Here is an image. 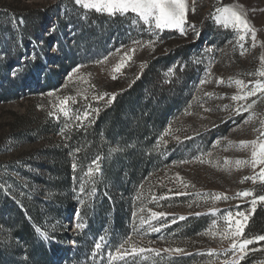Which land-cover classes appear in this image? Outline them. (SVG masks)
Masks as SVG:
<instances>
[{
  "label": "rangeland",
  "instance_id": "obj_1",
  "mask_svg": "<svg viewBox=\"0 0 264 264\" xmlns=\"http://www.w3.org/2000/svg\"><path fill=\"white\" fill-rule=\"evenodd\" d=\"M233 4L243 6L256 29L255 47L250 33L241 48L236 31L210 18L214 8ZM187 5L181 34L133 25L131 13L109 16L75 0H0V264H109L113 239L121 235L115 212L124 218L122 240L131 235L137 254L129 248L126 259L113 264H264V240L246 233L255 210L264 207L259 200L254 210L251 205L264 195L259 180L264 165L236 163L252 159L251 145L241 148L240 142L264 139V91L233 99L264 82L256 74L264 57V0H187ZM151 67L160 76L157 91L149 94L144 74ZM136 81L141 88L134 106L142 105L148 115L152 107L162 120L148 137L161 162L127 194L118 187L125 168L112 162L118 149L110 145L106 157L92 160L91 174L88 167L73 177L70 193L78 199L70 197L75 205L63 206L43 150L63 145L56 134L61 129L90 128L112 94ZM65 97L67 118L58 110ZM130 111L122 113L123 122ZM13 113L24 116L26 128L12 132ZM76 153L74 148L67 155L74 159ZM105 161L112 162L113 177L104 182V192L97 182ZM246 190L252 195H238ZM152 212L165 215L152 218L151 227L141 226L140 217L147 220ZM23 220H33L30 231ZM237 221L244 225L240 235L233 234ZM79 223L82 229L75 227ZM99 237L104 243L94 256ZM245 240L252 243L241 248ZM140 248L146 251L140 254Z\"/></svg>",
  "mask_w": 264,
  "mask_h": 264
},
{
  "label": "trees",
  "instance_id": "obj_2",
  "mask_svg": "<svg viewBox=\"0 0 264 264\" xmlns=\"http://www.w3.org/2000/svg\"><path fill=\"white\" fill-rule=\"evenodd\" d=\"M149 77L146 87L149 94L157 91L156 80L160 76V71L151 67L144 74ZM141 84L136 81L128 90L119 92L108 104L105 109L102 108L99 114L95 117L93 124L90 128L73 129L67 132L57 131L63 138L62 146H52L46 148L42 152V156L46 159L49 158L52 162L51 171L56 175V180L53 182L54 191L60 197V203L63 206L72 207L73 204L69 198L77 200L78 194L75 192L70 193V187H75L74 178H78L88 167H90L92 160L97 156L106 157L108 155V148L114 145L118 152L113 157L112 162L122 164L125 168V176L123 183L118 187L127 194H133L141 180L152 172L161 162V156L151 147V138L149 135L158 128V124L162 120H158L153 114L154 108L150 107L149 112H143L140 104L134 106V101L140 92ZM2 95V94H0ZM17 95V94H15ZM145 105H149L146 104ZM131 108L129 113V121L123 122L121 118L122 113L126 108ZM15 120L11 124L12 132L16 131L18 127H25V118L22 115L13 113ZM53 121V119H52ZM52 131L58 129L57 123L53 122ZM153 131H150L152 130ZM131 142L134 145H130ZM76 148L77 153L75 158L69 157L68 152ZM111 161L104 162L103 175L97 182L100 191H106L104 187L105 181L112 180ZM75 163L76 168L73 169L72 165ZM52 183V182H51ZM68 193L67 196H63ZM75 195V197H74ZM71 199V198H70ZM104 207L106 210L110 209V204L105 199ZM33 220H23L22 227L30 231ZM114 225L120 229L121 235L119 238L113 239V248L122 241V236L126 233L124 218L118 213H114ZM246 233L255 237L264 235V207L258 206L254 214L250 218V224L247 227Z\"/></svg>",
  "mask_w": 264,
  "mask_h": 264
},
{
  "label": "snow or ice",
  "instance_id": "obj_3",
  "mask_svg": "<svg viewBox=\"0 0 264 264\" xmlns=\"http://www.w3.org/2000/svg\"><path fill=\"white\" fill-rule=\"evenodd\" d=\"M75 3L77 5L82 6L85 9L94 10L96 12L104 13L109 16L119 15L121 17H126L128 16L129 13H131L133 16V20H132L133 25L137 23H141L147 25L149 27V30L155 29L162 31L164 29H177L180 31L181 34H186L184 25L187 23V11H188L187 0H75ZM242 8L243 6L235 5V4L223 5L221 7L214 8V11L210 13L209 16L218 26L224 27L226 29L231 28L234 31H236L238 34L237 43L241 48H243V45L240 44V42L245 39L248 33H250L251 39L253 41L252 46L255 47L256 29L247 19V14L246 12L242 11ZM190 26L192 28H195V25H190ZM149 43L151 44L152 41H149ZM261 61H262L261 68L257 71L256 74L259 76H264V57H261ZM118 70H119V66L117 67V71ZM235 83L239 85L241 88L246 87L243 81L236 80ZM258 91H264V82H261L259 80L255 82V87L250 91H248L244 96L237 95L234 96L233 99L234 100L246 99L247 96L255 95ZM114 95L115 94H112L111 99H114ZM207 95H211V94H207ZM102 98L103 97H100V99ZM69 99H70L69 97H65L64 99H62L60 101L61 106L58 109L61 113H63L64 117L66 118L69 117V112L68 110H66L64 105L68 103ZM111 99L108 101L109 103L111 102ZM237 111L239 112L240 109H237ZM87 115L88 113H85L84 117L86 118ZM72 118L80 119V117L78 116ZM63 131L64 130L61 129V132ZM169 131L170 129L165 130V133L161 135V140H163V136L167 135ZM261 136H264V132L261 133ZM249 144L251 145L252 148V159L250 161L238 160L236 162L237 165L239 166L245 163H250L254 168L257 165H264V139L258 138L257 140H253L250 142L242 141L240 142V147L244 148ZM113 151H115V149H113ZM72 167L73 169L76 168L75 163H73ZM96 170L97 171L99 170L98 165L96 166ZM88 173L89 174L92 173L91 167H89ZM245 179H253V181L255 182L256 177H245ZM259 180L261 181V183H264V168L260 169ZM80 191L81 193L84 192L83 187H81ZM238 195L247 197L252 195V193L251 191L246 190L242 193H238ZM257 200L264 202V195H261L258 198H254L251 200L252 210L255 209ZM141 211H143V209H141ZM164 215H165L164 213L152 212L151 217L147 220L144 219L143 217H140L141 226L144 224H149V227H151L150 220L152 218H159ZM230 215L231 213L229 214V216ZM237 215L243 217L244 221L247 220V216L244 213H238ZM181 219H183V217H181ZM225 219H228V217H225ZM243 226L244 225L241 224L240 221H237L233 234L240 235L242 233ZM75 227L82 229L84 227V224L79 223L76 224ZM136 230L137 229L133 227V231L135 232ZM151 230L158 231L159 229L151 228ZM37 232H39L40 235L43 236L45 239L48 238L46 232H41L40 229H37ZM256 239L264 240V236L256 237ZM103 243H104V237H99L98 241L94 245V253H93L94 256L96 253L100 252ZM249 243H252V241L251 240L243 241L241 248H243L244 245ZM126 246L128 247L126 248ZM233 247L235 248L236 245L234 244ZM129 248L131 249V253L133 255L137 254V248L132 240L131 235H128L124 240H122L116 246L114 252L110 251L108 253L107 259L109 261V264H113V262L124 261L126 259V256L128 255ZM138 251L140 254H143L146 250L140 248ZM151 251H155L156 254L159 255L158 251L156 250H151ZM175 251H181V250L175 249Z\"/></svg>",
  "mask_w": 264,
  "mask_h": 264
}]
</instances>
